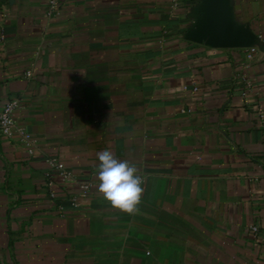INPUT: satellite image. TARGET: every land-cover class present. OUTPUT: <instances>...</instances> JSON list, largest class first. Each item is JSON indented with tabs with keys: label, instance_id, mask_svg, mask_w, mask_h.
<instances>
[{
	"label": "crops",
	"instance_id": "obj_1",
	"mask_svg": "<svg viewBox=\"0 0 264 264\" xmlns=\"http://www.w3.org/2000/svg\"><path fill=\"white\" fill-rule=\"evenodd\" d=\"M48 10L0 0V113L18 98L30 135L0 132V264H264V0H229L246 48L206 44L203 0ZM106 149L143 177L131 214L97 190ZM48 157L92 182L81 206Z\"/></svg>",
	"mask_w": 264,
	"mask_h": 264
},
{
	"label": "built area",
	"instance_id": "obj_2",
	"mask_svg": "<svg viewBox=\"0 0 264 264\" xmlns=\"http://www.w3.org/2000/svg\"><path fill=\"white\" fill-rule=\"evenodd\" d=\"M61 0H49L48 16H54L60 9ZM254 48H251L247 54L248 59L253 58ZM21 103L18 98L9 100L0 113V132L9 138L19 134L22 140L30 139V135L20 131L15 118L16 111ZM48 170L46 173V186L53 188L58 184L65 186L66 190L61 192L51 191L50 197L56 200L60 210L64 211L66 205L72 208L81 206V202L87 199L92 191L93 184L91 181H79L75 174L67 168V166L56 157H48L46 159ZM61 193V194H60ZM61 195L66 196L63 199ZM62 197V198H61ZM255 231L257 227L253 228Z\"/></svg>",
	"mask_w": 264,
	"mask_h": 264
},
{
	"label": "clouds",
	"instance_id": "obj_3",
	"mask_svg": "<svg viewBox=\"0 0 264 264\" xmlns=\"http://www.w3.org/2000/svg\"><path fill=\"white\" fill-rule=\"evenodd\" d=\"M98 191L114 207L129 214L136 211L143 192V177L135 165L116 158L110 150L97 153Z\"/></svg>",
	"mask_w": 264,
	"mask_h": 264
},
{
	"label": "water",
	"instance_id": "obj_4",
	"mask_svg": "<svg viewBox=\"0 0 264 264\" xmlns=\"http://www.w3.org/2000/svg\"><path fill=\"white\" fill-rule=\"evenodd\" d=\"M200 37L206 44L217 48H246L253 44L254 36L233 22L229 0H203Z\"/></svg>",
	"mask_w": 264,
	"mask_h": 264
},
{
	"label": "trees",
	"instance_id": "obj_5",
	"mask_svg": "<svg viewBox=\"0 0 264 264\" xmlns=\"http://www.w3.org/2000/svg\"><path fill=\"white\" fill-rule=\"evenodd\" d=\"M61 196L63 197V199L66 198V196H64V195H61ZM62 197H61V198H62Z\"/></svg>",
	"mask_w": 264,
	"mask_h": 264
}]
</instances>
